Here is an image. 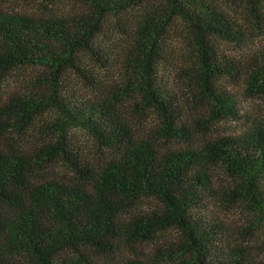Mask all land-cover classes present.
Returning <instances> with one entry per match:
<instances>
[{
  "label": "trees",
  "instance_id": "1",
  "mask_svg": "<svg viewBox=\"0 0 264 264\" xmlns=\"http://www.w3.org/2000/svg\"><path fill=\"white\" fill-rule=\"evenodd\" d=\"M78 1L82 11L67 20L0 12V88L17 69H40L28 91L0 97V264H95L97 256L113 259L123 245L149 243L170 229L182 234L177 255L190 260L182 264H257L239 254L214 259L221 229L193 211L215 166L231 180V201H248L264 216V126L249 144L224 137L202 140L198 149L163 151L135 139L119 107L131 102L137 116L152 114L158 121L160 137L191 143L198 132L163 88V68L183 74L191 109L207 105L217 119L228 99L223 80L249 97H264V56L225 55L222 46L236 41L240 26L204 0ZM245 2L244 22L262 21L264 0ZM133 13L118 54L105 39L106 27L110 19ZM178 31L179 39L173 37ZM115 56L121 80L113 86L86 67L96 61L108 74ZM48 111L89 128L99 153L108 156L91 159L68 141L61 125L38 127ZM17 140L32 147H15ZM57 169L69 181L48 177ZM145 198L157 200L160 212L134 213Z\"/></svg>",
  "mask_w": 264,
  "mask_h": 264
},
{
  "label": "rangeland",
  "instance_id": "2",
  "mask_svg": "<svg viewBox=\"0 0 264 264\" xmlns=\"http://www.w3.org/2000/svg\"><path fill=\"white\" fill-rule=\"evenodd\" d=\"M204 2L223 11L232 21L238 22L240 26L236 41L222 46L225 55L235 60L264 56V18L254 24L244 22V14L248 9L245 0H204ZM82 6L78 0H0V12L9 17L28 11L40 14L45 18L67 20L72 12L82 11ZM135 16L136 14L133 13L129 16H123L121 19H110L106 27L105 39L110 41L109 46L114 47L118 54L121 52V47H118L117 44L119 40H122L125 33L130 32ZM177 23L174 25L182 30V23ZM178 34L179 36L173 37H181L183 33L178 31ZM171 45L178 48V40L171 41ZM116 57L109 59V66L112 68L109 69L108 74L96 61H87L86 67L101 77L105 76V79L109 81L107 84L113 86L121 80L115 62ZM82 65L85 67V59L82 61ZM39 71V68L33 67L15 70L11 78L4 85H1L0 97L6 98L14 92L28 91L30 80L36 77ZM161 80L163 88L176 98L178 105L182 108L183 120H186L188 124L191 122V126L198 133L194 134L191 143L169 142L156 133L160 124L155 121L152 114L139 115V117L130 109L132 103L125 101L119 107L122 121L131 130L135 139H148L155 142L163 151L168 148L184 147L198 149L202 140L224 137L232 138L242 145L251 143L256 133L264 126V97H249L230 80H223L219 83L225 89L228 99L217 119L211 118V109L207 105L191 109L190 106L194 105H192V96L187 88L188 83L183 78V74L176 68H163ZM86 102L91 104L93 95L88 94ZM39 120L38 127L43 124H50L52 128L53 124L55 126L61 125L68 141L82 148L91 159L98 161L99 158L102 162L108 156V153H99L101 152L99 151V143L96 141L93 132L86 126L70 121L64 122L61 116L54 111H48ZM14 146L32 147V144L29 141L22 143V141L17 140L14 142ZM97 153L99 155L96 158L94 154ZM208 173V181L201 190V200L194 208L193 215L205 219L208 223H213L221 229V243L217 244V250L220 252H216L213 258H231L239 254L253 263L264 264V216L255 211L248 201H231V196L226 193L231 186V180L224 169L212 166L209 167ZM48 177L64 181H69L70 178L62 169H57ZM260 183L264 189V168L260 176ZM160 209L161 206L157 200L145 198L139 203L134 213H158ZM181 240L182 234L176 229H170L149 243L123 245L118 257L112 259L97 256L93 258V261L95 264H119L128 259L141 261L145 264L188 263L189 259L185 255H177L180 247L178 242Z\"/></svg>",
  "mask_w": 264,
  "mask_h": 264
}]
</instances>
